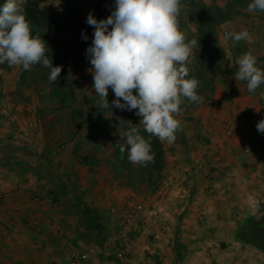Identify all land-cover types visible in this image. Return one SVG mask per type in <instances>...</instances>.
Returning <instances> with one entry per match:
<instances>
[{
  "label": "rangeland",
  "instance_id": "obj_1",
  "mask_svg": "<svg viewBox=\"0 0 264 264\" xmlns=\"http://www.w3.org/2000/svg\"><path fill=\"white\" fill-rule=\"evenodd\" d=\"M6 2L0 0V7ZM17 2L32 35L45 41V55L62 70L58 79L50 82V69L40 63L31 70L0 64V165L16 174L56 177L53 183L57 188L81 191L77 199L83 202L93 204L101 199L105 206L98 207L100 223L94 227L100 245L112 222L110 205L133 194L138 199L153 196L169 176L176 183L178 169L192 166L204 154L228 110H251L246 106L253 103L260 120L264 119V96L260 95L264 84L250 93L246 81L235 79L237 60L245 53H251L256 66L264 71V12H246L251 0H181L185 7L178 17L180 30L186 42L197 41L186 63L190 70L186 78L200 81L197 94L204 100L197 104L184 98L176 117L180 129L175 141L151 137V145L158 147L152 148L154 161L146 167L131 163L127 147L121 154L120 146L126 144L124 134L132 127L145 139L149 134L139 124L135 110L112 105L116 97L111 88L109 109L101 106L86 57L94 33L86 23L87 16L91 12L98 21L106 19L114 10V0ZM245 29L251 42L225 39L227 33ZM4 199L0 196V203ZM260 211L248 218L251 227L246 232L264 252V212ZM103 255L100 251L99 257ZM149 262L158 264L153 258Z\"/></svg>",
  "mask_w": 264,
  "mask_h": 264
},
{
  "label": "crops",
  "instance_id": "obj_2",
  "mask_svg": "<svg viewBox=\"0 0 264 264\" xmlns=\"http://www.w3.org/2000/svg\"><path fill=\"white\" fill-rule=\"evenodd\" d=\"M252 104L246 106L251 110H228L222 123L234 125L236 133L224 156L225 185L217 194L201 193L210 183L193 166L178 169L174 202L162 205L166 229L152 246L165 255L160 264H264L263 250L246 232L251 227L248 218L264 212V133L257 130L259 112ZM203 155L205 150L196 160ZM55 179L8 172L0 165V196L5 197L0 203V264H68L70 248L89 253L93 264H115L94 228L100 223L97 209L105 203L78 200L81 191L57 188ZM84 208L95 214L94 220ZM133 256L132 264H150L151 257L139 246Z\"/></svg>",
  "mask_w": 264,
  "mask_h": 264
},
{
  "label": "clouds",
  "instance_id": "obj_3",
  "mask_svg": "<svg viewBox=\"0 0 264 264\" xmlns=\"http://www.w3.org/2000/svg\"><path fill=\"white\" fill-rule=\"evenodd\" d=\"M181 0H114V10L106 19L97 20L91 14L86 23L93 27V39L86 50L92 68L93 89L100 97L101 106L109 109L108 89L116 97L112 105L118 109L135 110L144 131L145 139L136 127L124 134L126 144L120 146L128 160L146 167L154 161L150 138L172 143L180 129L176 118L181 113L184 98L189 103H202L197 94L200 81L189 76L186 63L197 41L186 42L180 30L178 17ZM246 12H264V0H251ZM234 42H251L245 29L230 32L225 39ZM83 39H87L83 36ZM45 41L33 36L29 21L17 0H7L0 7V64L31 70L37 63L50 69L49 81L55 82L61 66H53L46 55ZM236 80L246 81L250 93L264 84V71L256 66V58L245 53L237 60ZM135 91V94H134ZM264 96V92L260 93ZM121 99L124 103H121ZM264 133V119L257 123ZM123 138V137H120Z\"/></svg>",
  "mask_w": 264,
  "mask_h": 264
},
{
  "label": "built area",
  "instance_id": "obj_4",
  "mask_svg": "<svg viewBox=\"0 0 264 264\" xmlns=\"http://www.w3.org/2000/svg\"><path fill=\"white\" fill-rule=\"evenodd\" d=\"M235 133L234 125L223 124L220 129L214 131V139L206 147L205 155L194 161L193 168L210 183L201 193L214 196L219 188L224 187L223 172L227 168L224 156ZM261 142L264 143L263 140ZM176 191L178 192V185L169 176L159 192L153 196L138 199L133 194L132 197L121 199L117 205H110L108 211L112 227L104 237L103 247L113 256L115 264H132L135 246H139L144 255L153 257L158 264L163 261L165 255L159 250H154L152 246L160 240L167 226L162 205L173 203L171 193ZM68 254V264H93L90 254L86 251L70 248Z\"/></svg>",
  "mask_w": 264,
  "mask_h": 264
},
{
  "label": "trees",
  "instance_id": "obj_5",
  "mask_svg": "<svg viewBox=\"0 0 264 264\" xmlns=\"http://www.w3.org/2000/svg\"><path fill=\"white\" fill-rule=\"evenodd\" d=\"M154 147V148H153ZM157 147L158 146H153V145H151V149L153 148V149H157ZM153 149L151 150V151H153ZM160 160V159H159ZM84 213L88 216V217H90V219L91 220H94L95 219V217H94V215H93V212L91 211V210H89V209H87V208H84ZM175 249L176 250H178V248H179V243H178V241H177V236H176V239H175Z\"/></svg>",
  "mask_w": 264,
  "mask_h": 264
}]
</instances>
